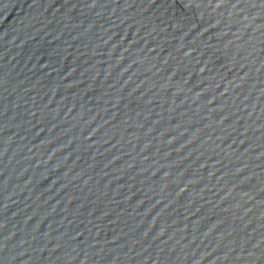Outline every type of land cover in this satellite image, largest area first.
<instances>
[{
  "label": "water",
  "instance_id": "water-1",
  "mask_svg": "<svg viewBox=\"0 0 264 264\" xmlns=\"http://www.w3.org/2000/svg\"><path fill=\"white\" fill-rule=\"evenodd\" d=\"M0 264H264V0H0Z\"/></svg>",
  "mask_w": 264,
  "mask_h": 264
},
{
  "label": "snow or ice",
  "instance_id": "snow-or-ice-1",
  "mask_svg": "<svg viewBox=\"0 0 264 264\" xmlns=\"http://www.w3.org/2000/svg\"><path fill=\"white\" fill-rule=\"evenodd\" d=\"M174 23H175L176 28L179 30V29H181V25H182L184 22H183V21H175Z\"/></svg>",
  "mask_w": 264,
  "mask_h": 264
}]
</instances>
